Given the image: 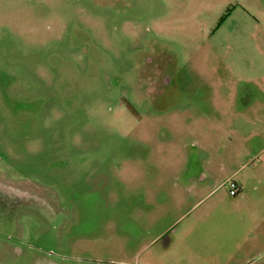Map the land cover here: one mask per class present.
<instances>
[{"label": "rangeland", "instance_id": "obj_1", "mask_svg": "<svg viewBox=\"0 0 264 264\" xmlns=\"http://www.w3.org/2000/svg\"><path fill=\"white\" fill-rule=\"evenodd\" d=\"M262 187L264 0H0V264H264Z\"/></svg>", "mask_w": 264, "mask_h": 264}, {"label": "built area", "instance_id": "obj_2", "mask_svg": "<svg viewBox=\"0 0 264 264\" xmlns=\"http://www.w3.org/2000/svg\"><path fill=\"white\" fill-rule=\"evenodd\" d=\"M227 187L229 190V195L232 197H235L237 195V193L239 192L238 184L233 180H229L227 182Z\"/></svg>", "mask_w": 264, "mask_h": 264}, {"label": "crops", "instance_id": "obj_3", "mask_svg": "<svg viewBox=\"0 0 264 264\" xmlns=\"http://www.w3.org/2000/svg\"><path fill=\"white\" fill-rule=\"evenodd\" d=\"M262 190H264V187H262ZM251 247L255 252H262L264 251V238L260 241L251 242Z\"/></svg>", "mask_w": 264, "mask_h": 264}]
</instances>
